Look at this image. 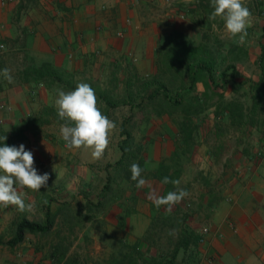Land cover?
I'll use <instances>...</instances> for the list:
<instances>
[{
  "label": "rangeland",
  "instance_id": "374dc122",
  "mask_svg": "<svg viewBox=\"0 0 264 264\" xmlns=\"http://www.w3.org/2000/svg\"><path fill=\"white\" fill-rule=\"evenodd\" d=\"M179 28L161 42L148 43L147 49L143 43L132 47L126 43V59L112 62L115 69L125 72L122 76L111 74L112 65L105 68L110 74L94 76L97 61L106 55L96 42L86 44L89 51L81 67L83 71L58 69L64 79L61 88L64 87L59 90H74L81 82L90 84L102 113L116 123L117 129L100 160H93L89 153L81 150L67 148L64 140L57 142L69 154L59 163L60 174H64H57L55 178L73 184L70 191L59 194L67 195L69 210L57 208H62L65 215L62 222L68 221L73 227L67 236L70 248L65 253L57 252L55 264H147L164 256H176L175 262L182 264L192 257L198 258L208 248L207 239L216 220V200L228 186L219 185V172H213L210 177L209 172L197 169L205 156L198 154L199 164H196L192 153L197 147H214L219 153L216 157L225 158L233 165L238 161L235 153L240 140L238 134L243 131L247 135V148L254 147V143L258 145V135L264 138V99H258L264 97V84L261 92L258 91L254 81L256 72L260 74L258 60L254 62L245 49L227 38L224 27L218 25L214 29L197 24ZM123 34L117 35L118 38ZM182 45L187 51L178 48ZM201 60L214 67L218 84L223 71L229 70V74L235 71L227 91L217 92L208 86L207 70H199L198 80L191 85L189 66ZM260 63L264 72V61ZM261 75L258 79L264 77ZM51 94L52 104L46 105L57 112L58 92ZM53 120L52 124L44 126L41 135L47 134L45 129L60 134V126L65 122ZM123 130L130 132L133 138L129 142L128 159L131 163L143 162L142 178L147 183L141 189L131 179V164L125 168L118 165L122 158L121 145L126 139ZM218 143L224 147L217 148ZM218 159L213 171L221 169L223 161L218 162ZM160 166L170 181L179 180L178 186L163 184L164 177L157 178L155 172ZM110 180L107 198H100ZM179 189L189 195L175 205L171 213L165 211V206L157 208L149 198L153 192L166 195ZM100 201L107 203L95 207ZM145 214L151 215L149 225ZM116 220L118 233L111 234ZM143 225L146 227L144 237L132 239L129 227L141 232ZM97 228L104 234L96 233ZM85 229L90 233L83 234ZM108 231L110 233H106ZM115 234L119 242H114ZM125 240L131 245L122 244Z\"/></svg>",
  "mask_w": 264,
  "mask_h": 264
},
{
  "label": "crops",
  "instance_id": "0c3cea01",
  "mask_svg": "<svg viewBox=\"0 0 264 264\" xmlns=\"http://www.w3.org/2000/svg\"><path fill=\"white\" fill-rule=\"evenodd\" d=\"M243 3L252 13L245 43L241 45L238 37L231 40L245 49L254 62L258 60L260 74L256 72L254 76L258 86L262 79H258V75L264 74L260 63L264 59V0H243ZM213 10L210 0H10L4 5L0 0V44L6 46L5 51L0 52V120L3 121L0 141L10 140L23 119L33 118L43 107H49L47 105L52 104L53 99L51 92L64 87L49 88L45 83L26 80V69L50 64L57 69L80 73L88 56L86 44L96 42L106 55L97 61L94 76L110 74L105 69L110 65L111 74L122 76L125 72L115 69L112 62L126 59V43L129 47L143 43L147 49L148 43L163 41L164 37L180 30V26L224 27L219 17L210 18ZM120 33H124L122 38L117 36ZM117 43H120L119 47H115ZM5 68L10 70L12 83L3 76ZM208 82V86L217 92L228 90L229 84L222 89L216 87L211 78ZM212 119L215 122V118ZM45 130L47 134H30L25 141L12 145L23 144L25 150L31 151L34 167L41 175L47 173L49 180L39 192L23 190L25 203L35 205L33 211L20 212L15 206H0V264H55L57 252L65 253L70 248L67 236L71 234L73 224L62 222L65 215L57 206L69 210L67 195L59 194L70 191L73 184L55 178L57 174H64H60L59 163L66 160L69 153L57 144L63 140L60 134ZM238 140L235 149L238 161L233 165L225 158L216 157L219 153L213 150L214 147H197L200 150L196 148L192 153L196 164H199L198 154L205 156L197 169L209 172L210 177L213 172H219V185L228 187L216 200L218 204L215 203L218 208L214 212L213 231L207 239L208 248L201 251L202 258L192 257L182 264H264V138L258 135V145L254 143L255 146L249 148L243 131L238 134ZM220 143L217 148L224 147ZM217 158L223 164L221 169L213 171ZM145 215L149 225L151 215ZM48 217L54 222L48 233H28L21 244L6 245L22 219L42 224ZM117 225L116 220L111 234L118 233ZM145 230L144 225L141 232L129 227L128 233L135 239L144 237ZM84 231L85 235L90 233L88 229ZM95 232L104 234L101 228ZM115 236L114 242H119L117 234ZM122 244L131 245L126 240Z\"/></svg>",
  "mask_w": 264,
  "mask_h": 264
},
{
  "label": "clouds",
  "instance_id": "9594fccd",
  "mask_svg": "<svg viewBox=\"0 0 264 264\" xmlns=\"http://www.w3.org/2000/svg\"><path fill=\"white\" fill-rule=\"evenodd\" d=\"M214 9L210 18L219 17L224 22V34L227 38H237L243 45L247 36V28L251 24L252 13L243 0H210ZM216 28V25H213ZM3 76L12 83L10 70L3 69ZM55 99L58 116L66 121L60 126L59 133L69 149L81 150L89 153L93 160L104 157L111 143V138L117 129L116 123L104 115L99 107L95 90L88 83H78L74 90H57ZM6 137H4V140ZM131 179L136 181L138 189L143 188L147 181L142 178L139 164L130 167ZM49 180L47 173L39 174L34 167V156L31 151L19 147L0 146V206H15L20 212L34 210L33 203H25L24 189L39 192L46 187ZM163 184L179 185V180H169L164 177ZM189 193L184 189L169 191L166 195H149L153 204L171 213L173 207L183 201Z\"/></svg>",
  "mask_w": 264,
  "mask_h": 264
},
{
  "label": "trees",
  "instance_id": "16d2710c",
  "mask_svg": "<svg viewBox=\"0 0 264 264\" xmlns=\"http://www.w3.org/2000/svg\"><path fill=\"white\" fill-rule=\"evenodd\" d=\"M178 48H182L181 51H187V48H185L184 45L179 46ZM185 49V50H184ZM261 60L264 61L262 58ZM234 69V67H231ZM230 68V69H231ZM199 70H207L210 74L211 81L213 83H216V87L224 89L226 85L230 83L229 77H235V71H232L231 74H229L228 71H223L222 76H221V83L218 84L217 80L215 78V75L213 74L214 67L209 65L208 62L205 60H201L200 62H197L193 65L189 66V72H190V81L191 85H194L195 82L198 80V74ZM26 74V80H31L33 82H38V83H45L48 85L49 88H52L54 86L61 87V83H63L64 79L63 76L61 75L60 71L53 67L50 64H43L40 65L39 67L33 66L25 70ZM264 84V77L261 79L260 83L258 84V91L261 92V88L263 87ZM156 96V95H154ZM155 97H151V99H154ZM263 100L264 97L260 96L258 99ZM55 116L56 118H52ZM53 119H56L60 123H64L66 121L62 120L57 112L55 111L54 108H48L44 107L40 110L38 114H36L33 118H25L22 120V123L20 126H17L14 131L13 135L11 136V139H6L5 142L0 141V146L3 145H8L12 146L16 143L25 141L28 138V135H38L43 132V127L45 125H49L53 123ZM122 135L126 137L124 142L121 145V151H122V158L119 160L118 165L121 167L125 168L128 167L129 164L131 163L132 160L128 159L129 156V142L133 139L132 134L130 132H127L126 130H123ZM131 154V153H130ZM133 154V153H132ZM140 165L141 169L143 170V162L141 160H137L135 162ZM130 166V165H129ZM165 170H163V166H160V168L155 172L157 175V178H160L162 180L163 177H165ZM111 180L105 185L104 190L101 193L102 198H107L108 191L111 190ZM162 182V181H161ZM107 202H99L96 204L95 207H101ZM53 220H51L50 217L46 219V221L42 224L36 223L29 221L27 219H22L20 222H18L16 226V231L14 237L7 242L6 245L14 247L17 246L18 244H21L24 242L26 234H41L44 235L48 233L53 226ZM175 259L176 256L173 257H165L164 258H155L152 261L148 262L147 264H175ZM130 262V261H129Z\"/></svg>",
  "mask_w": 264,
  "mask_h": 264
},
{
  "label": "built area",
  "instance_id": "2783aa9c",
  "mask_svg": "<svg viewBox=\"0 0 264 264\" xmlns=\"http://www.w3.org/2000/svg\"><path fill=\"white\" fill-rule=\"evenodd\" d=\"M8 1H10V0H1V4L4 5V4H6ZM5 49H6V46H5L4 44H0V52L5 51ZM1 108L3 109L4 106H2ZM2 122H3V121L0 120V124H1ZM204 231H205V232H204L205 234L208 233V230H204Z\"/></svg>",
  "mask_w": 264,
  "mask_h": 264
}]
</instances>
